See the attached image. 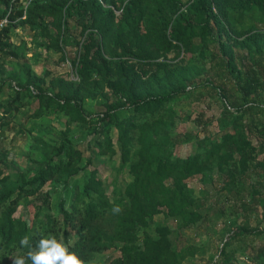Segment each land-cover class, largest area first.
I'll list each match as a JSON object with an SVG mask.
<instances>
[{"label":"trees","instance_id":"1","mask_svg":"<svg viewBox=\"0 0 264 264\" xmlns=\"http://www.w3.org/2000/svg\"><path fill=\"white\" fill-rule=\"evenodd\" d=\"M24 11L23 0H0V20L9 17L0 29V94H14L0 109L19 118L37 100L29 117L40 133L23 164L3 159L12 170L0 172V264L27 251L23 236L35 244L50 232L85 260L117 249L104 264H183L195 247H178L175 230L155 217L197 224L204 203L189 180L216 176L217 195L242 216L220 257L242 248L248 264H264V228L250 222L264 219V0H30ZM75 25L80 38L67 40ZM17 29L33 33L40 64L42 48L54 51L78 79L45 62L35 72L25 40H12ZM210 96L221 111L180 129L191 118L182 101ZM53 117L60 126L51 127ZM110 164L130 176L124 186L101 177ZM50 182L62 186L55 202ZM114 204L121 213L112 214Z\"/></svg>","mask_w":264,"mask_h":264},{"label":"rangeland","instance_id":"2","mask_svg":"<svg viewBox=\"0 0 264 264\" xmlns=\"http://www.w3.org/2000/svg\"><path fill=\"white\" fill-rule=\"evenodd\" d=\"M27 0H23V2ZM22 36L25 40V44L21 43V48L27 49V55L30 58V63L33 66V69L37 73L43 72L42 63L51 68L55 73H67L71 70V66L64 61H61V54L55 53L54 51L46 52L42 48L40 52V64L39 60L34 56L36 48L34 46L33 33L29 30L17 29L16 35H12V40L16 44H20L17 37ZM80 27L75 25L66 35V39L80 38ZM67 39V40H68ZM75 47L72 45L68 47V55L74 56ZM47 55L48 60L44 57ZM11 60V57L6 58ZM9 72H17L18 69L9 65L7 67ZM71 77V75H70ZM15 83V81H14ZM13 83V84H14ZM14 94L10 91H3L0 94V105L8 108L11 104ZM33 105L31 107L23 108L20 111V117H12L15 113L13 110L8 113L6 110L0 109V172L1 171H11L12 167L5 166L3 164V159L7 158L9 162L15 160L18 163L23 164L24 157L27 154V150L30 146V141L32 143L33 136L40 133L38 129H31L30 114L33 113L35 107H37V100H33ZM101 102V99L98 101H88L86 107L91 112H95V109H98V105ZM183 111L191 114V118L187 121H184L180 124V129L186 130L195 127L202 126L201 120L206 116L209 117L213 114H218L221 111V102L217 96L208 97L201 102H184L182 101ZM204 114V116L202 115ZM6 117V118H5ZM186 120V119H184ZM57 118L53 117L51 127L60 126L61 122ZM7 125H1L2 123ZM187 147L184 146L181 148V154L185 155ZM30 152V151H29ZM32 152V150H31ZM33 153V152H32ZM31 153V154H32ZM117 166V164L115 165ZM101 177L106 181L113 182L117 179V184L124 186L126 182L130 180V176L126 171H122L117 175V172L114 170L113 165H108L106 169L101 168ZM221 180L216 176V180L212 183H202L199 177L190 179L189 183L196 192L194 196L197 198L203 199L204 205L203 214L205 218L200 220L197 224L191 225L186 228H179L178 221L168 219L163 215L155 217V221L159 223L169 224L174 231L172 234L173 240L178 245L182 247L187 244H191L195 247V254L188 258L183 264H248L251 261L249 257V252L242 253V248H238L234 254H231L227 258L220 257V251L224 243L230 239L232 230H238L242 225V216L233 215L231 209H228L227 202L223 199L221 195H217L215 188L219 185ZM202 187V188H200ZM112 188V186H111ZM62 186L59 183L50 182L46 185V190H49L52 195V200L55 202L58 196V190H61ZM202 190V193L200 192ZM25 204V203H24ZM21 205L18 208L16 216H24L25 205ZM232 221V222H231ZM252 225H258L259 228H264V219L258 218L250 221ZM234 233V232H233ZM262 240L257 238L255 240L256 245H260ZM251 245V242H249ZM230 248L227 251L230 252ZM119 254V250L111 249L104 252L101 256L97 257L98 264H104L109 261L114 256Z\"/></svg>","mask_w":264,"mask_h":264},{"label":"clouds","instance_id":"3","mask_svg":"<svg viewBox=\"0 0 264 264\" xmlns=\"http://www.w3.org/2000/svg\"><path fill=\"white\" fill-rule=\"evenodd\" d=\"M112 214L122 212L119 205H113ZM20 248L26 252H17L11 256L12 264H98L96 258L85 260L78 252L72 250L71 245L66 243L63 237L58 238L53 233L40 234V239L33 244L28 235L23 236Z\"/></svg>","mask_w":264,"mask_h":264},{"label":"built area","instance_id":"4","mask_svg":"<svg viewBox=\"0 0 264 264\" xmlns=\"http://www.w3.org/2000/svg\"><path fill=\"white\" fill-rule=\"evenodd\" d=\"M29 2H30V0H27L26 2L25 1L23 2L24 10H25L24 12H26V8L28 7ZM23 18H25V15H23ZM8 22H9V17L8 16L2 18L0 20V29L2 27H4V25H6ZM66 63L69 64V66H71V63H70L69 60H67ZM71 78L72 79H78V75L75 74L74 70H71ZM14 86H16L15 83H14ZM16 88L19 89L18 87H16ZM31 89L33 90L34 93H37V91L34 89V87H31Z\"/></svg>","mask_w":264,"mask_h":264}]
</instances>
